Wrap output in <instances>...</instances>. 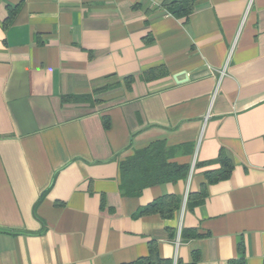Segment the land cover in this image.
<instances>
[{
  "label": "crops",
  "instance_id": "0c3cea01",
  "mask_svg": "<svg viewBox=\"0 0 264 264\" xmlns=\"http://www.w3.org/2000/svg\"><path fill=\"white\" fill-rule=\"evenodd\" d=\"M161 1L0 0V264H130L150 242L228 264L239 241L264 264V0ZM156 141L186 177L122 196L119 162ZM170 194L172 218L135 216Z\"/></svg>",
  "mask_w": 264,
  "mask_h": 264
},
{
  "label": "trees",
  "instance_id": "16d2710c",
  "mask_svg": "<svg viewBox=\"0 0 264 264\" xmlns=\"http://www.w3.org/2000/svg\"><path fill=\"white\" fill-rule=\"evenodd\" d=\"M196 0H162L161 6L174 18H187L193 11ZM165 75L163 69L149 70L142 74L145 80L152 77ZM132 78H125V82L129 84ZM114 86V85H113ZM110 88L102 86L93 90V93L101 92ZM175 148L167 147L163 142L156 141L149 144L146 148L138 150L130 158L119 162V191L122 196H137L142 189L166 182L175 183L184 179L188 172V166L179 165L168 160L173 156ZM215 162L219 164L218 169L205 172L206 182L211 184L223 179H227L232 171L233 162L231 155L224 149H220ZM203 192H200L198 200L193 198V194L189 193L186 198V206L193 207L195 203L201 202ZM196 200V201H195ZM195 201V202H194ZM181 199L179 196L170 194L160 196L149 204L139 207L135 216H143L149 214H158L162 218H172L174 213L180 209ZM182 239L196 238L199 235L193 230H184L181 232ZM237 257L229 260L228 264H247L244 255V246L241 241L237 242ZM153 242L149 244V252L147 257L140 258L130 264H172L168 259L159 257L156 246ZM197 253H192L189 262L177 260L175 264H197L199 261Z\"/></svg>",
  "mask_w": 264,
  "mask_h": 264
},
{
  "label": "water",
  "instance_id": "95a60500",
  "mask_svg": "<svg viewBox=\"0 0 264 264\" xmlns=\"http://www.w3.org/2000/svg\"><path fill=\"white\" fill-rule=\"evenodd\" d=\"M177 77V76H176ZM176 79V78H175Z\"/></svg>",
  "mask_w": 264,
  "mask_h": 264
}]
</instances>
